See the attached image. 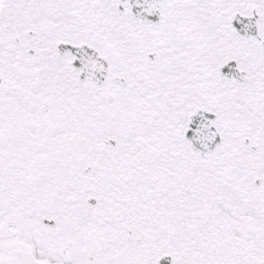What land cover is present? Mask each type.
<instances>
[{
  "label": "snow or ice",
  "instance_id": "6c2138e0",
  "mask_svg": "<svg viewBox=\"0 0 264 264\" xmlns=\"http://www.w3.org/2000/svg\"><path fill=\"white\" fill-rule=\"evenodd\" d=\"M0 264H264V0H0Z\"/></svg>",
  "mask_w": 264,
  "mask_h": 264
}]
</instances>
